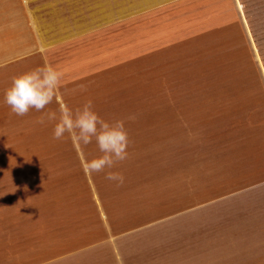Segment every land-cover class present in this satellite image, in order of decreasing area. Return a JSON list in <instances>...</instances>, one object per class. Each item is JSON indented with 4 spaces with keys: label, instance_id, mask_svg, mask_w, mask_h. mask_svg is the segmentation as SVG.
<instances>
[{
    "label": "rangeland",
    "instance_id": "1",
    "mask_svg": "<svg viewBox=\"0 0 264 264\" xmlns=\"http://www.w3.org/2000/svg\"><path fill=\"white\" fill-rule=\"evenodd\" d=\"M246 1L253 12L264 10V0ZM204 5L210 9L193 10ZM179 8L119 10L101 29L91 24L99 11L82 10L89 28L82 27V42L66 41L50 53L63 78L45 112L59 116L62 104L75 109L92 100L103 119L126 121L128 157L104 173L85 171L101 155L95 140L86 146L67 135L55 140L56 121L40 124L45 113L35 110L17 116L5 103L13 78L44 66L41 59L28 53L0 65V264H75L82 252L87 264H227L235 259L226 258L229 249L253 262L245 227L229 234L222 257L208 253L204 156L206 122L239 92L262 101L261 80L248 58L210 55L221 47L209 46L222 43L199 33L212 18L208 10L221 15L232 10L228 5L198 0ZM65 13L52 11L51 18L57 23ZM55 28L62 35L59 23ZM28 39L22 35L21 44ZM107 171L124 182L109 181ZM95 202L109 215L104 226L111 233L102 239Z\"/></svg>",
    "mask_w": 264,
    "mask_h": 264
},
{
    "label": "crops",
    "instance_id": "2",
    "mask_svg": "<svg viewBox=\"0 0 264 264\" xmlns=\"http://www.w3.org/2000/svg\"><path fill=\"white\" fill-rule=\"evenodd\" d=\"M194 1L198 0H0V65L10 61V57L28 53L33 59H41L44 65H53L50 53L58 44L66 41L74 43L77 39L82 42V27L83 30L86 28L85 31L89 30L88 24L82 25V10L99 11L91 24L101 29L116 21L119 10H175ZM219 3L228 5L232 10H224L221 15L208 10L212 18L208 17L209 22L199 33H204L209 42L212 39L222 43L209 46L221 47L220 52H210V55L228 57L233 62L236 56H242L255 64L257 77L261 80L258 92L262 101H253L247 93L239 92L238 97L225 103L223 112L216 115L213 122H206L208 148L204 158L208 192V253L222 257V244L230 248L229 234L240 235L245 227L250 231L254 244L251 264H264V253L260 251L264 242L259 241V238L264 239V10L253 12L246 0H219ZM206 9H210L209 6L193 10ZM55 10H67L57 23L51 18ZM103 11L107 15L104 19ZM255 15L260 16L259 22H256ZM58 23L63 32L59 36L54 33ZM22 35L29 36L25 44H21ZM195 158L194 168H198V153L192 157ZM95 204V214L94 211L92 214L94 219L96 217L97 230L102 239L111 233L104 226L105 216L109 215L103 208L100 209L98 203ZM83 244L82 249L90 242ZM244 252L241 254L245 255ZM228 253L226 258L235 259L227 264L248 263L241 254L238 258L237 253L231 256L230 249ZM85 255L82 252V259L73 262L87 264ZM102 256L101 253L95 254L96 259Z\"/></svg>",
    "mask_w": 264,
    "mask_h": 264
},
{
    "label": "clouds",
    "instance_id": "3",
    "mask_svg": "<svg viewBox=\"0 0 264 264\" xmlns=\"http://www.w3.org/2000/svg\"><path fill=\"white\" fill-rule=\"evenodd\" d=\"M63 72L45 64L15 76L5 93V103L20 117L31 110L45 113L39 121H56L53 138L62 140L67 135L74 144L89 145L95 140L101 155L85 164L88 174L104 173L128 157L129 136L125 120L107 121L95 110L92 100L73 109L68 104L56 112L45 110L57 97L62 86ZM106 179L122 184L124 177L119 172L107 171Z\"/></svg>",
    "mask_w": 264,
    "mask_h": 264
}]
</instances>
